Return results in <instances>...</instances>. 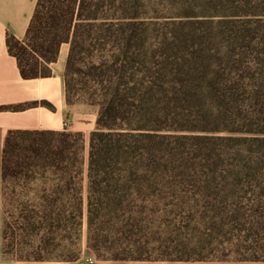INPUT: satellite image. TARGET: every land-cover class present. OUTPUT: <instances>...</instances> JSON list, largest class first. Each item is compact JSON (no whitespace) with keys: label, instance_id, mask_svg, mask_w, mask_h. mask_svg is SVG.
I'll use <instances>...</instances> for the list:
<instances>
[{"label":"trees","instance_id":"16d2710c","mask_svg":"<svg viewBox=\"0 0 264 264\" xmlns=\"http://www.w3.org/2000/svg\"><path fill=\"white\" fill-rule=\"evenodd\" d=\"M63 43L67 102L97 107L86 246L99 263L264 264V0H37L24 38H6L23 78L49 75ZM81 138L7 132L3 257L78 259Z\"/></svg>","mask_w":264,"mask_h":264},{"label":"crops","instance_id":"0c3cea01","mask_svg":"<svg viewBox=\"0 0 264 264\" xmlns=\"http://www.w3.org/2000/svg\"><path fill=\"white\" fill-rule=\"evenodd\" d=\"M37 0H0V107L31 104L21 110L0 108V264L2 254V150L9 130L78 132L88 136L96 127L97 108L66 100L64 70L69 44L63 43L50 74L23 78L7 48V36L22 40ZM46 102L49 104H43Z\"/></svg>","mask_w":264,"mask_h":264},{"label":"rangeland","instance_id":"374dc122","mask_svg":"<svg viewBox=\"0 0 264 264\" xmlns=\"http://www.w3.org/2000/svg\"><path fill=\"white\" fill-rule=\"evenodd\" d=\"M161 2V1H160ZM163 4V5H162ZM160 3V12L161 14L170 15V10L166 9L165 2L162 1ZM73 101L75 103H85V98L83 96L73 97ZM97 108L96 106H94ZM88 136L82 135V138L77 141V147L80 148V169L79 175L77 177V184L80 188L81 196L84 200L83 202V218H82V226L80 230V236L75 240V246L79 250V257L73 264H100L99 261L93 256V254L88 250L86 246V196L88 191V179H87V158H88ZM72 141H74L72 139ZM51 175H49L50 178ZM24 183H19L15 178L10 177L6 181V191L10 196H14L12 193H23L25 189H23L22 185ZM31 186H35L30 184ZM31 196L33 193H30ZM16 254L14 251L9 252L3 259L2 264H16ZM222 264H232V263H222Z\"/></svg>","mask_w":264,"mask_h":264}]
</instances>
